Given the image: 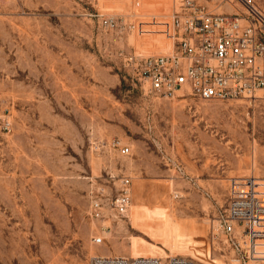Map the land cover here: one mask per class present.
Wrapping results in <instances>:
<instances>
[{"label": "rangeland", "instance_id": "374dc122", "mask_svg": "<svg viewBox=\"0 0 264 264\" xmlns=\"http://www.w3.org/2000/svg\"><path fill=\"white\" fill-rule=\"evenodd\" d=\"M179 1L0 0V98L13 115L0 132V264H90L151 249L242 264L211 227L231 178H264V97H155L119 59L126 45L170 50ZM193 2L243 9L241 0ZM107 14H127L135 29L102 31ZM126 176L128 212L90 217L91 197L115 196Z\"/></svg>", "mask_w": 264, "mask_h": 264}, {"label": "built area", "instance_id": "2783aa9c", "mask_svg": "<svg viewBox=\"0 0 264 264\" xmlns=\"http://www.w3.org/2000/svg\"><path fill=\"white\" fill-rule=\"evenodd\" d=\"M241 3L243 9L217 12L193 0H180L171 14L172 48L150 52L126 45L118 51L121 65L134 83L155 97L224 101L255 98L257 92L264 97V9L251 0ZM98 22L102 31L120 38L135 29L127 14L100 15ZM12 128L11 106L0 98V132ZM119 150L130 153L127 145H119ZM229 182L228 203L212 224V239L242 264H264V178H231ZM131 197L132 182L126 176L115 196L100 192L91 197L90 217L101 220L110 208L125 215ZM107 228L93 236L94 244L105 242ZM90 264L204 263L183 255L96 254Z\"/></svg>", "mask_w": 264, "mask_h": 264}, {"label": "bare ground", "instance_id": "6f19581e", "mask_svg": "<svg viewBox=\"0 0 264 264\" xmlns=\"http://www.w3.org/2000/svg\"><path fill=\"white\" fill-rule=\"evenodd\" d=\"M260 96H261L260 92H257L256 95L253 96V97L256 98V97H260ZM161 254H162V252H161L159 249H151V250H149L147 253H144V254H137V255H131V256H129V257L148 256V255H156V256H160V257H162ZM170 256H171V255H170ZM162 258H165V257H162ZM233 260H236V259H233ZM236 261H237V260H236Z\"/></svg>", "mask_w": 264, "mask_h": 264}]
</instances>
